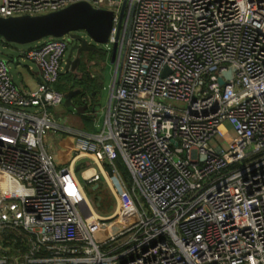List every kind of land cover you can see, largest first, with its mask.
<instances>
[{
  "label": "built area",
  "instance_id": "2783aa9c",
  "mask_svg": "<svg viewBox=\"0 0 264 264\" xmlns=\"http://www.w3.org/2000/svg\"><path fill=\"white\" fill-rule=\"evenodd\" d=\"M78 1L115 12L105 119L91 132L58 121L67 37L23 52L40 69L34 90L0 56V264H264V0H0V16ZM226 129L227 147L211 143ZM55 130L76 133L66 163L46 143ZM104 177L108 215L82 182Z\"/></svg>",
  "mask_w": 264,
  "mask_h": 264
},
{
  "label": "water",
  "instance_id": "95a60500",
  "mask_svg": "<svg viewBox=\"0 0 264 264\" xmlns=\"http://www.w3.org/2000/svg\"><path fill=\"white\" fill-rule=\"evenodd\" d=\"M123 8L120 17L123 15ZM114 15L115 12L112 9L98 8L88 1H78L60 10L44 14L0 16V41L4 42L6 47L13 46V44H30L46 37H68L70 48L65 60V68L66 70H74L81 63L84 52H107L89 42L79 32L83 31L86 36L88 35V38L93 39L96 43L107 44L114 25ZM116 51L117 46L114 44L111 54V62L113 63L116 62ZM236 69L237 67L232 65L228 70L222 72L219 78L220 83L224 84L226 80L232 79ZM76 96L79 97L80 103L74 101ZM65 104L80 112L89 106L88 97L80 88L66 90ZM98 186L97 183L94 188ZM98 198L100 199L101 196ZM97 205H100V202Z\"/></svg>",
  "mask_w": 264,
  "mask_h": 264
},
{
  "label": "crops",
  "instance_id": "0c3cea01",
  "mask_svg": "<svg viewBox=\"0 0 264 264\" xmlns=\"http://www.w3.org/2000/svg\"><path fill=\"white\" fill-rule=\"evenodd\" d=\"M5 48L14 49L15 46L14 47L6 46ZM98 53L103 54L102 52H98ZM102 60L103 59H101L100 57H97L92 52H88V51L84 52L82 54L81 63L78 65V67L74 70L72 69L66 70L65 68L64 73H62L63 76L61 77V80L59 83L60 86L62 85L61 87H63L64 85L63 82H67L68 79H67V76L64 75L65 72H67V75L69 74L72 75V78L74 77H76V79L78 78L77 82L80 80L82 81V78H84V76L87 75V78L84 84H81V83L76 84V86H74V89H77V88L82 89L84 87L85 90H88L89 97H90V100L88 101L89 102L88 109L89 107H92L93 109V107L95 106L99 98L100 89L103 88L104 86L103 78L101 76V71L99 70L101 67L100 66L101 63L103 62ZM14 61L16 63L15 71L12 72L14 81L18 85H21L25 87L26 89H30V90L36 89L39 85L40 78H41L39 67L34 63L23 65L18 60L17 57L14 58ZM73 81L74 80L72 79L70 80V82L68 80V83L71 84V82ZM76 100H79L78 96L74 98L75 102H77ZM65 106L68 107L66 104ZM55 113L60 123L70 126L74 131L76 130L77 131H90V132L95 131L94 129H92L91 122H89V119L94 118V114L92 113L89 114V110H87L86 113H81L77 115L73 114L75 115V117H73V116L68 115V113L66 112V108L62 106L61 108H58L55 111ZM65 134H71V135L66 136ZM72 134H76V133L67 132L64 130H55V131L50 132L49 135H47L46 137V143L48 145L49 150L55 153L60 163L68 162V160L71 158L73 154V145L75 142V138ZM82 160L83 159H80L76 163V168L80 167L79 172L82 169L90 168L92 166L91 164L82 162ZM106 175L108 176V179H110L109 181L111 182V178L109 177L107 172H106ZM103 180H105V182L111 189V186L107 178L105 177ZM100 186L101 184H99L98 187ZM91 188H94V185ZM97 188H94V189H97Z\"/></svg>",
  "mask_w": 264,
  "mask_h": 264
},
{
  "label": "rangeland",
  "instance_id": "374dc122",
  "mask_svg": "<svg viewBox=\"0 0 264 264\" xmlns=\"http://www.w3.org/2000/svg\"><path fill=\"white\" fill-rule=\"evenodd\" d=\"M79 33L82 37L87 38L88 41L91 42L92 44H96L98 46V48L104 49L107 51L106 53H103V54H100L97 51H90L93 54H95L97 57H100L101 59H103L102 60L103 62L101 63V65H100L101 67L99 70L101 71V76L103 78L104 86H103V88L100 89L99 98L95 104V109H96V117L95 118L96 119L95 120H94V118L89 119V122H91L92 129H94L96 131V130H100L101 125L103 124L104 119H105L106 108H107L109 95H110L112 82H113V77H114V73H115V69H116V62L115 63L111 62V53H112V48H113L112 44L96 43L93 41V39L88 38V35L86 36L83 31H80ZM68 40H69V38H68ZM36 43L37 42L25 44V45L13 44V46H15V48L14 49H8V48H5L4 42L0 41V56L6 58L7 60H10L11 69H12V72H14L15 66H16L14 58H16V57L18 58V60L23 65H28V64L34 63L33 61L27 59L24 56L23 52L26 49H28L29 47L35 45ZM68 52H69V48H68L67 54H68ZM63 73H64V71H63ZM64 75L67 76V72H65ZM63 83H64V86L67 85L66 83H68V80H67V82H63ZM82 89H83L84 95L88 97V101H89L90 97H89L88 90H85L84 87ZM76 101L79 102V100H76ZM63 107L66 108V112L68 113V115L73 116V117H75V115H77V114L86 113L85 112L86 110L80 112L77 109H74L72 106L66 107L65 104L63 105ZM73 114H75V115H73ZM229 127H231V126H229V124H226V128H229ZM225 131H226L225 137L215 138L211 141V143L214 144L215 141L217 140L220 143H222L224 145V147H227L229 145V141L234 136V131L231 129H226ZM65 135L68 136L71 134H65ZM115 161H116V164H117L121 174L125 178L126 182L129 185H131V181H132L131 174H130L129 169H128L127 165L125 164L123 158L121 156H118V158H116ZM82 162H86L88 164L95 165V163H93V161L89 158L83 159ZM105 167L108 169V167H110V166L105 165ZM78 175L81 178V172L78 171ZM111 178L113 181L118 180V176L114 173L111 175ZM103 179L100 180L99 184H101V186L98 187L97 189L91 188L92 185L87 183L84 180H82V182L86 188L88 196L93 201L97 212L99 214H102V215H108V214L112 213L115 209L116 197H115L114 192L110 189V187L107 185V183ZM116 187H117L118 192L122 195L123 189H121V187H119V184ZM98 196H101V198L99 199ZM98 202H100V205H97Z\"/></svg>",
  "mask_w": 264,
  "mask_h": 264
},
{
  "label": "trees",
  "instance_id": "16d2710c",
  "mask_svg": "<svg viewBox=\"0 0 264 264\" xmlns=\"http://www.w3.org/2000/svg\"><path fill=\"white\" fill-rule=\"evenodd\" d=\"M62 76H63V74L61 75V77H62ZM86 78H87V75H85L84 78H82V81L80 80L81 82H80V81L77 82L78 78H77V79H76V77L72 78V75L69 74V75H67V79L69 80V82H70L71 79L74 80V81L71 82V84L68 83V84L65 85V86L63 85V87H61L62 85L60 86V84H59V87L66 91V90H68V89L74 88V86H76V84H80V83H81V84H84ZM60 80H61V79H60ZM77 169H78V171H79L80 167H77ZM107 171H108V173H109L110 175L113 174V172H112V170H111L110 167H108Z\"/></svg>",
  "mask_w": 264,
  "mask_h": 264
}]
</instances>
